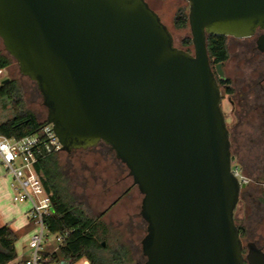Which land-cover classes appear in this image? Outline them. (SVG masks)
<instances>
[{"label": "water", "instance_id": "obj_1", "mask_svg": "<svg viewBox=\"0 0 264 264\" xmlns=\"http://www.w3.org/2000/svg\"><path fill=\"white\" fill-rule=\"evenodd\" d=\"M187 2L194 52L147 0H0V38L62 151L104 143L129 169L144 264H264L236 222L242 184L207 43L262 31L264 50V0Z\"/></svg>", "mask_w": 264, "mask_h": 264}, {"label": "rangeland", "instance_id": "obj_2", "mask_svg": "<svg viewBox=\"0 0 264 264\" xmlns=\"http://www.w3.org/2000/svg\"><path fill=\"white\" fill-rule=\"evenodd\" d=\"M147 1L160 14L164 23L173 33L176 45L186 49L182 42L186 38L192 39L190 25L188 23L186 27L178 28L175 25V18L181 9H184L187 14L189 13L187 0ZM241 42L232 38L228 40V47L233 55L232 61L237 49L241 47ZM189 49L194 52L193 45ZM0 51L7 53L1 38ZM4 75L6 78H14L19 82L24 95L25 108L33 112L40 122H45L48 110L43 104V98L37 84L30 78L21 75L16 60L13 61L10 68L5 69ZM13 115L14 113L9 106H0V123L13 117ZM112 153L114 152L108 147H96L89 150H77L71 154L61 152L59 155L63 177L60 185L67 196V200L82 204L87 215L94 219L100 218L102 212L110 206L112 201L133 183V178H129V169L126 165L115 161V155ZM0 172L2 177L10 182L12 188L13 176L11 173H6L2 158H0ZM131 196L113 208L107 215L101 217V221L108 230V235L103 242L107 245L105 255L109 257L112 249L126 245L130 250V259L127 264H144L146 257L142 250V240L147 234L148 225L140 215L143 195L136 187L132 190ZM3 203L14 227L26 229L24 235H19L16 243L19 257L12 263L23 264L25 258L31 253L29 240L35 231L33 223L29 219L30 204L16 203L13 200V189L11 197L6 198ZM240 224L246 227L245 237H242L245 253H247V244L250 242L264 246V223L259 226L255 214L251 213L245 223L237 222L238 226ZM76 264H85V258Z\"/></svg>", "mask_w": 264, "mask_h": 264}, {"label": "trees", "instance_id": "obj_3", "mask_svg": "<svg viewBox=\"0 0 264 264\" xmlns=\"http://www.w3.org/2000/svg\"><path fill=\"white\" fill-rule=\"evenodd\" d=\"M188 14L184 9L179 10L175 18V25L184 28L188 25ZM208 51L211 62H224L229 57L227 36H208ZM184 48L190 51L193 45L191 38L182 42ZM15 59L9 53L0 51V69H8ZM9 81L0 87V106L10 107L13 117L0 123V135L22 138L38 132L46 123L40 122L36 115L25 108L24 95L19 82L9 77ZM61 153V152H60ZM60 153L48 156L37 164V170L42 175L46 191L51 195L54 213L49 218L50 228L54 232L71 230L67 245L60 251L62 257L72 258L74 263L85 258L91 264H127L130 250L126 245L112 249L109 257L105 255L107 245L104 239L108 235L106 225L100 218L87 215L82 204L67 200L60 185L62 169L59 163ZM241 237H245V230L240 228ZM19 234L9 224L0 226V264H12L19 255L16 243Z\"/></svg>", "mask_w": 264, "mask_h": 264}, {"label": "flooded vegetation", "instance_id": "obj_4", "mask_svg": "<svg viewBox=\"0 0 264 264\" xmlns=\"http://www.w3.org/2000/svg\"><path fill=\"white\" fill-rule=\"evenodd\" d=\"M261 34L262 31H258L252 37H228V40L232 38L243 41L234 60L229 50L226 61L211 62L222 90V108L230 135L232 168L242 184L236 222H247L252 213L259 226L264 223V50L258 47ZM97 147L112 150L104 143ZM112 154L115 155V161L125 165L116 157L115 152ZM129 178L132 177L129 175ZM136 187L133 181L102 212L101 217L126 198H131V192ZM238 227L246 229L242 224ZM256 244L264 250L263 245Z\"/></svg>", "mask_w": 264, "mask_h": 264}, {"label": "built area", "instance_id": "obj_5", "mask_svg": "<svg viewBox=\"0 0 264 264\" xmlns=\"http://www.w3.org/2000/svg\"><path fill=\"white\" fill-rule=\"evenodd\" d=\"M4 71L0 69V87L6 79ZM62 150L63 145L52 124L45 123L38 132L22 138L0 135V156L6 173L13 176V200L30 204L29 219L35 228L29 240L31 253L25 256L23 264H76L72 258L59 255L72 231L51 230L49 218L54 213V204L37 170L40 160ZM85 264L91 263L85 259Z\"/></svg>", "mask_w": 264, "mask_h": 264}, {"label": "crops", "instance_id": "obj_6", "mask_svg": "<svg viewBox=\"0 0 264 264\" xmlns=\"http://www.w3.org/2000/svg\"><path fill=\"white\" fill-rule=\"evenodd\" d=\"M1 158V156H0ZM12 188L10 182L4 177H0V226L9 224L15 231L18 232L20 236L25 234L26 229L15 228L14 225L10 222L9 213L4 206V200L11 197Z\"/></svg>", "mask_w": 264, "mask_h": 264}]
</instances>
